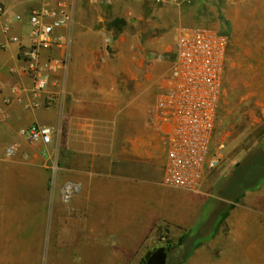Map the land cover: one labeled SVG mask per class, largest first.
Segmentation results:
<instances>
[{
    "label": "crops",
    "instance_id": "obj_1",
    "mask_svg": "<svg viewBox=\"0 0 264 264\" xmlns=\"http://www.w3.org/2000/svg\"><path fill=\"white\" fill-rule=\"evenodd\" d=\"M58 2L73 5L71 0H0L6 9L0 17V152L17 149L15 161L0 160V191L6 183L14 184V191L17 184L32 183L40 205L48 168L56 164L62 196L70 190L69 207L88 212V218H66L85 241L83 255L132 256L152 221L194 226L204 219L197 194L163 184L164 147L148 121L152 94L171 60L103 54L104 29L86 22V10L80 8L69 28L55 32L63 47L41 49L32 60L27 56L33 46L29 14ZM32 65L48 82L42 92H34ZM32 125L52 128V143L42 146L21 137L20 131ZM215 169L205 176L201 193ZM253 175H260L259 181L253 182ZM236 193L239 202L214 228V238L197 242L198 263L201 258L200 264H264V148L246 153L216 184L211 203L230 201ZM104 204L115 208V218H103ZM151 214L163 218H144Z\"/></svg>",
    "mask_w": 264,
    "mask_h": 264
},
{
    "label": "rangeland",
    "instance_id": "obj_2",
    "mask_svg": "<svg viewBox=\"0 0 264 264\" xmlns=\"http://www.w3.org/2000/svg\"><path fill=\"white\" fill-rule=\"evenodd\" d=\"M71 1L75 17L79 8L85 9L86 22L104 29L102 53L111 57L143 55L169 63L180 28L199 27L228 37L224 91L214 136V147L222 146V162L208 177V190L203 193L168 187L197 194L204 202L199 218L205 220L194 226L170 219L152 221L145 226L132 256L83 255L85 241L70 230L66 218H88V212L82 206L69 207L56 164L48 168V188L40 205L32 183L17 184L16 191L14 184L6 183V190L0 191V264H90L95 259L97 264H143L145 256L160 247L167 250L168 264H200L201 258L198 263L194 257L197 242L214 238V228H219L222 218L239 202L240 193H236L230 201L211 203L216 184L233 172L246 153L264 148V0H198L181 7H153L135 0H115L109 7L91 5L88 0ZM26 159L23 155L22 160ZM259 179L260 175L254 176L253 182ZM114 211L104 204L103 218H115ZM144 218L163 217L151 214Z\"/></svg>",
    "mask_w": 264,
    "mask_h": 264
},
{
    "label": "built area",
    "instance_id": "obj_3",
    "mask_svg": "<svg viewBox=\"0 0 264 264\" xmlns=\"http://www.w3.org/2000/svg\"><path fill=\"white\" fill-rule=\"evenodd\" d=\"M135 1L153 7H181L198 0ZM88 2L94 6L109 7L115 0ZM5 12V7L0 4V17ZM73 22V5L64 2L31 11L29 24L33 46L27 56L35 60L41 49L63 47V38L56 37L55 32L69 28ZM228 43L227 36L204 28L178 30L174 57L153 95L148 117L149 125L160 135L164 147L163 184L167 187L197 193L207 173L222 160V146L214 147V136L224 91ZM158 58L160 60L162 56ZM38 72L35 65L29 68L35 93L44 91L48 85ZM20 136L30 143L48 146L52 143L54 130L48 126L32 125L22 129ZM16 153L15 146H8L0 152V160H11ZM69 196L67 188L64 199L68 200Z\"/></svg>",
    "mask_w": 264,
    "mask_h": 264
},
{
    "label": "water",
    "instance_id": "obj_4",
    "mask_svg": "<svg viewBox=\"0 0 264 264\" xmlns=\"http://www.w3.org/2000/svg\"><path fill=\"white\" fill-rule=\"evenodd\" d=\"M168 253L165 248L155 249L146 259L144 264H168Z\"/></svg>",
    "mask_w": 264,
    "mask_h": 264
},
{
    "label": "trees",
    "instance_id": "obj_5",
    "mask_svg": "<svg viewBox=\"0 0 264 264\" xmlns=\"http://www.w3.org/2000/svg\"><path fill=\"white\" fill-rule=\"evenodd\" d=\"M255 174V173H254ZM254 176V175H253ZM256 177V176H255ZM183 242V239L181 240ZM182 245V244H181ZM155 250V249H154ZM152 250L151 252H149L146 256H145V260L143 262V264L145 263L146 259L150 256V254L154 251ZM167 251V250H166Z\"/></svg>",
    "mask_w": 264,
    "mask_h": 264
}]
</instances>
